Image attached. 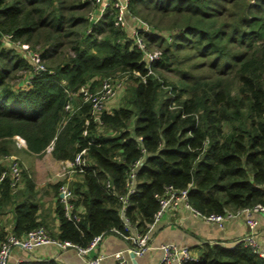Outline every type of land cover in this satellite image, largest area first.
I'll use <instances>...</instances> for the list:
<instances>
[{"label": "trees", "instance_id": "1", "mask_svg": "<svg viewBox=\"0 0 264 264\" xmlns=\"http://www.w3.org/2000/svg\"><path fill=\"white\" fill-rule=\"evenodd\" d=\"M91 3L0 0V157L12 154L17 135L29 153L43 155L52 144L58 160L86 149L89 166L72 180L81 220H68L58 201L60 231L51 235L87 246L124 230L119 195L127 194L133 167L138 191L125 213L139 232L169 185L189 187L190 204L207 215L264 204V0H130L129 11L152 26L144 34L149 48L162 53L152 73L128 29L115 25L116 11L94 21ZM166 20L167 34H158ZM17 42L41 46L45 69L34 71ZM27 68L25 86L16 79ZM122 74L129 77L124 102L94 120L80 88L95 92L103 78ZM18 191L0 182L1 201L15 209L12 232L23 236L44 224L37 203H20ZM8 235L0 233V242ZM198 254L186 264H264L242 242L207 243Z\"/></svg>", "mask_w": 264, "mask_h": 264}, {"label": "built area", "instance_id": "2", "mask_svg": "<svg viewBox=\"0 0 264 264\" xmlns=\"http://www.w3.org/2000/svg\"><path fill=\"white\" fill-rule=\"evenodd\" d=\"M95 5L102 7L100 13L94 19H99L108 10L116 11L115 25L122 26L127 29V19L132 21L131 35L134 38V46L137 47L143 54V60L145 61L148 72L152 73V63L158 60L161 56V50L150 49L148 42L144 37L145 33L152 32V26L141 17L133 15L129 11L130 0H90ZM93 18V17H92ZM158 34H163L159 33ZM167 33H165L166 35ZM37 55V54H36ZM40 58L37 61L40 62ZM44 66L39 64L34 71L38 72L44 70ZM139 74V72H136ZM145 79V77H143ZM125 88L124 79L105 77L101 80L99 88L95 92H91L88 85H84L80 88V92L83 93L84 99L92 102V116L94 120L101 122L99 113L106 108V104L120 95ZM74 96H71L70 101L65 106L67 110H73ZM89 123V120L86 121ZM87 130H84V134ZM19 142L21 138L17 135ZM142 140V136L139 137ZM53 148L51 144L48 147V152ZM86 149L81 150L75 157L74 160L68 161L67 165L63 168V178L60 180L58 187V201L62 204L64 209V215L68 220H71L75 224H78L81 220L82 208L76 209L75 207V191L73 188V174L81 173L84 169L89 166L88 160L85 156ZM7 161V168L3 170L0 175V182L8 179L10 187L13 193L17 192L23 182V175L20 158L15 154H9L5 156ZM141 164L138 160L136 165ZM136 171L135 167L131 168L128 179V192L127 194L119 195L121 201V216L123 219L124 230L114 228L112 233L121 236L127 243L124 250L113 252L112 254L98 255L93 258H87L86 254L93 248L97 247L103 240L105 234H100L94 237V239L87 245L82 246L75 244L71 241H63L54 238L50 230L45 226L41 225L35 229L30 230L23 236H17L13 232L0 242V264H9V260L15 247H21L27 251H33L40 246L49 244L56 245L61 250L68 248H75L79 256L84 260V264H102V261L106 257H113L117 264H129L127 254L134 253L135 256H143L148 250L152 248L150 244V233L162 220L163 216L170 207H176L180 202H184L185 206L191 209L195 214L203 217L209 222H217L221 227H224L226 220L231 219L235 216H244L248 225L249 231L243 235L240 242L243 246L249 248L253 253L258 254L264 259V243L259 242L256 237L255 230L257 226V219L255 218L256 213H261L264 216V204L258 203L251 207L238 209L236 211H227L224 214H203L199 210L195 209L189 202V187L177 189L171 185L167 186L164 193L159 197L160 207L155 212L153 221L148 224V229L145 232H139L136 230L129 217H127L125 211L127 206L130 204V195L135 194L138 190L135 185ZM105 186L108 190L112 188L111 181L108 179L105 181ZM190 186V185H189ZM162 251V257L156 264H186L189 261H197L199 258L198 252H195L192 248L187 245H178L176 243H162L159 246ZM20 264V263H19Z\"/></svg>", "mask_w": 264, "mask_h": 264}, {"label": "crops", "instance_id": "3", "mask_svg": "<svg viewBox=\"0 0 264 264\" xmlns=\"http://www.w3.org/2000/svg\"><path fill=\"white\" fill-rule=\"evenodd\" d=\"M108 1V0H107ZM132 24L129 22L127 29L131 32ZM119 96V95H118ZM113 98L106 104V108L111 110L120 106L122 103H116ZM116 103V104H115ZM20 137V136H19ZM23 139L22 137H20ZM23 144L13 143V153L23 160L24 171L30 179L23 180L18 191L17 200L21 203H37L39 206V220L50 230L53 236H58L60 231V219L57 214L58 193L55 186L63 178L62 167L67 165L70 160H58L52 156L54 163H35L34 159L42 155L29 153L26 148V141ZM47 156V155H46ZM2 160V157H0ZM3 163L7 164L5 157ZM73 174V180L77 177ZM31 180L32 185L28 183ZM255 218L258 223L255 234L259 242L264 243V216L256 213ZM16 222L15 209L10 201L3 203L0 194V233H10ZM249 231L244 216H235L228 219L221 227L217 222H209L203 217L195 214L187 208L184 202H180L176 207H170L159 224L150 233V244L152 248L143 256H136V260L127 254L129 264H156L162 257V251L159 246L162 243H176L178 245H187L195 252H199L205 244L220 243L227 247H234L240 242L244 234ZM127 246L126 241L115 233H108L104 236L99 245L91 249L87 258H93L98 255L112 254L113 252L124 250ZM56 260L59 264H84V260L79 256L75 248L61 250L53 244L40 246L33 251L24 250L21 247L13 248L9 264H19L21 262L31 261H49ZM102 264H117L113 257H106Z\"/></svg>", "mask_w": 264, "mask_h": 264}, {"label": "rangeland", "instance_id": "4", "mask_svg": "<svg viewBox=\"0 0 264 264\" xmlns=\"http://www.w3.org/2000/svg\"><path fill=\"white\" fill-rule=\"evenodd\" d=\"M92 5V9L90 10V12H89V16H91V19H95L96 17H97V15L101 12L99 9H101L102 7H100L99 5H93V3H91ZM93 17V18H92ZM100 18H102V15H100V17H99V19ZM98 20V19H97ZM95 21V20H94ZM129 22H131V24H132V21L128 18L127 19V26L129 25ZM170 21L169 20H166V21H164V22H162V24H161V28L159 29V33H163V34H165V33H167L166 31V29H164V28H166L168 25V23H169ZM166 30V31H165ZM129 31V30H128ZM130 32V31H129ZM10 43V40L8 39V38H5V44H9ZM17 45H19L21 48V50H18L19 51V53L22 55V57L25 55L29 60V62L31 63V65H32V67H33V69L34 68H36L39 64H42L43 66H44V62L42 61V58H41V56H40V51H41V46H37L36 47V49H32L31 47H29V45L28 44H25V43H19V42H17ZM154 50H160V49H154ZM37 54V55H36ZM38 58H40L41 60H40V62L39 61H37L38 60ZM44 68H45V66H44ZM177 73V72H176ZM176 73H173V76L175 77V78H177L178 77V75L176 74ZM31 73H29V70H28V68L27 69H21V70H19L18 72H17V81H19V84L21 83L22 85H27L28 83H29V79L31 78V76H32V74L30 75ZM119 79H124V82H125V86L127 87V84H129V82H128V80H129V77H128V75H126V74H122V75H120L119 77H118ZM124 95H125V91L123 90L121 93H120V95L119 96H117V98H116V103H122V102H124ZM115 103V104H116ZM122 105V104H121ZM19 139L17 138V142L18 143H20L19 141H18ZM23 139H21V143L23 144ZM13 153V152H12ZM47 155V156H46ZM35 160V163H39V162H41V163H43V162H45V163H54V159H52V156H50V152H48L47 151V153H45V154H43L41 157H38L37 159H34ZM20 162H21V167L23 168V169H26L25 168V165L27 164H25L24 165V162H23V160L22 159H20ZM27 170V169H26ZM62 170H63V167H62Z\"/></svg>", "mask_w": 264, "mask_h": 264}, {"label": "water", "instance_id": "5", "mask_svg": "<svg viewBox=\"0 0 264 264\" xmlns=\"http://www.w3.org/2000/svg\"><path fill=\"white\" fill-rule=\"evenodd\" d=\"M130 255L132 256V258H133L134 260H136V256H135L134 253H130Z\"/></svg>", "mask_w": 264, "mask_h": 264}]
</instances>
